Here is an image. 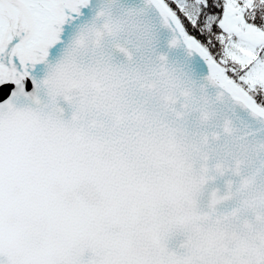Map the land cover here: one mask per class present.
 <instances>
[{
  "label": "snow or ice",
  "instance_id": "obj_1",
  "mask_svg": "<svg viewBox=\"0 0 264 264\" xmlns=\"http://www.w3.org/2000/svg\"><path fill=\"white\" fill-rule=\"evenodd\" d=\"M0 264H264V0H0Z\"/></svg>",
  "mask_w": 264,
  "mask_h": 264
}]
</instances>
